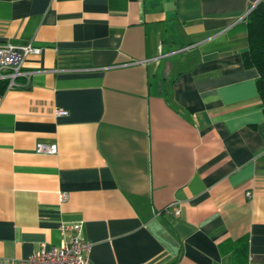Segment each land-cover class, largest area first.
<instances>
[{
    "label": "crops",
    "instance_id": "crops-1",
    "mask_svg": "<svg viewBox=\"0 0 264 264\" xmlns=\"http://www.w3.org/2000/svg\"><path fill=\"white\" fill-rule=\"evenodd\" d=\"M259 1L0 0V43L41 49L0 96V258L81 223L91 264H245L240 238L264 264L263 104L242 61Z\"/></svg>",
    "mask_w": 264,
    "mask_h": 264
},
{
    "label": "built area",
    "instance_id": "built-area-1",
    "mask_svg": "<svg viewBox=\"0 0 264 264\" xmlns=\"http://www.w3.org/2000/svg\"><path fill=\"white\" fill-rule=\"evenodd\" d=\"M249 12V11H248ZM39 47L31 43L24 45H14L11 43H0V80H7V89H11L18 84L16 79L22 74V65L29 54L40 53ZM142 61L134 60L130 64H141ZM28 75V73H23ZM66 110L57 109L56 114L65 115ZM36 151L46 154L57 152L56 144L38 143ZM66 199L65 194H61L60 201ZM164 212L174 216L180 214V206L176 202L169 203ZM60 231L64 235L59 246L46 248L41 243L39 248L29 256L21 259L0 258V264H91L89 260L90 242L82 237L81 223L60 224ZM247 264H257L249 259Z\"/></svg>",
    "mask_w": 264,
    "mask_h": 264
},
{
    "label": "trees",
    "instance_id": "trees-1",
    "mask_svg": "<svg viewBox=\"0 0 264 264\" xmlns=\"http://www.w3.org/2000/svg\"><path fill=\"white\" fill-rule=\"evenodd\" d=\"M245 31L247 36V48L242 53V61L245 67L255 68L258 76L256 88L263 104L264 114V0L259 1L250 9L244 18ZM7 80H0V96L7 91ZM227 249H233L236 257L245 256L246 262L248 255L246 251V241L240 238L236 241L227 243ZM245 262V264H246Z\"/></svg>",
    "mask_w": 264,
    "mask_h": 264
}]
</instances>
